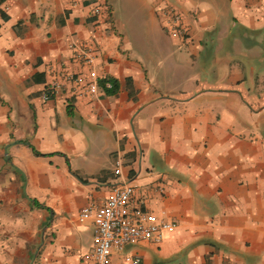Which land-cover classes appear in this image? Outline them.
Returning <instances> with one entry per match:
<instances>
[{
  "label": "crops",
  "instance_id": "0c3cea01",
  "mask_svg": "<svg viewBox=\"0 0 264 264\" xmlns=\"http://www.w3.org/2000/svg\"><path fill=\"white\" fill-rule=\"evenodd\" d=\"M126 184L177 225L110 264H264V0H0V264H95Z\"/></svg>",
  "mask_w": 264,
  "mask_h": 264
},
{
  "label": "built area",
  "instance_id": "2783aa9c",
  "mask_svg": "<svg viewBox=\"0 0 264 264\" xmlns=\"http://www.w3.org/2000/svg\"><path fill=\"white\" fill-rule=\"evenodd\" d=\"M161 13L170 15V22H176L172 30H179L180 14L170 12L162 7ZM78 61L87 64L88 76L84 81L81 75L71 76L72 91L96 95L101 89L100 75L96 66V50L88 44H72ZM60 86L57 80L48 83L43 96L52 98ZM106 88H111L113 82L107 80ZM133 186L126 184L115 187L105 201L93 207L87 205L80 212V218H93V257L95 264H110L113 248L123 249L126 244L141 240L160 241L164 232L177 225L176 221L161 218L155 212L147 211L141 206L132 204ZM129 258V257H128ZM139 260V258H135Z\"/></svg>",
  "mask_w": 264,
  "mask_h": 264
},
{
  "label": "trees",
  "instance_id": "16d2710c",
  "mask_svg": "<svg viewBox=\"0 0 264 264\" xmlns=\"http://www.w3.org/2000/svg\"><path fill=\"white\" fill-rule=\"evenodd\" d=\"M113 85L114 86H113V89H111V91L114 92L116 90V87H117V82L115 80L113 81ZM36 153H38V151H36Z\"/></svg>",
  "mask_w": 264,
  "mask_h": 264
},
{
  "label": "water",
  "instance_id": "95a60500",
  "mask_svg": "<svg viewBox=\"0 0 264 264\" xmlns=\"http://www.w3.org/2000/svg\"><path fill=\"white\" fill-rule=\"evenodd\" d=\"M6 154H8L7 149H6Z\"/></svg>",
  "mask_w": 264,
  "mask_h": 264
}]
</instances>
